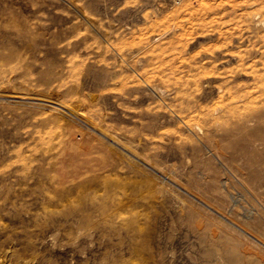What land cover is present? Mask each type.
I'll return each mask as SVG.
<instances>
[{"label":"rangeland","instance_id":"1","mask_svg":"<svg viewBox=\"0 0 264 264\" xmlns=\"http://www.w3.org/2000/svg\"><path fill=\"white\" fill-rule=\"evenodd\" d=\"M252 235L264 0H0V264H264Z\"/></svg>","mask_w":264,"mask_h":264},{"label":"bare ground","instance_id":"2","mask_svg":"<svg viewBox=\"0 0 264 264\" xmlns=\"http://www.w3.org/2000/svg\"><path fill=\"white\" fill-rule=\"evenodd\" d=\"M263 55V54H262ZM261 55V56H262ZM242 59V58H241ZM256 72H257V70H255ZM254 74V73H253ZM256 74V73H255ZM254 76V79L255 80H259L260 78H258V74H256V75H253ZM249 96L250 95H248V96H244L246 99L244 100V102L249 98ZM188 106V105H187ZM224 106L226 107L227 105L226 104H224ZM189 107V106H188ZM191 107V106H190ZM220 106H218L217 107V109L219 108ZM230 107V106H229ZM183 109V108H182ZM185 109H187V108H185ZM172 110V109H171ZM208 111V110H207ZM206 111V112H207ZM173 112H174V110H173ZM205 112V113H206ZM170 113H171V111H170ZM170 113H169V115H170ZM176 113V112H175ZM186 113V112H185ZM211 113V112H210ZM210 113H206V114H209V117H210ZM172 114V113H171ZM174 114V113H173ZM177 114V113H176ZM184 114V113H183ZM190 114V113H189ZM172 116V115H171ZM180 116V115H179ZM190 116H194V115H190ZM174 117V116H173ZM180 117H184V118H186L187 116L186 115H184V116H180ZM191 117V118H192ZM177 118V117H176ZM190 118V119H191ZM205 118H207V117H205ZM179 119V118H178ZM181 119V118H180ZM182 120V125L184 124V125H186L187 126V128L190 126H192L191 124L193 123V121H190V123H189V119H181ZM251 120V118H244V119H239V122L241 123H243V124H246L247 122H249ZM192 122V123H191ZM181 125V126H182ZM185 126V127H186ZM184 127V128H185ZM189 127V128H190ZM192 128V127H191ZM98 131L102 134V135H104L105 137H107L109 140H110V143H116V144H118L119 146H120V149L123 151V153L124 154H126V155H128L129 157H130V155H133V156H136V157H138L136 154H137V149H136V146H137V144L135 145L134 143H133V141H130V140H124V139H122L117 133H114V132H112V131H110V130H108V129H104V128H102L101 126H98ZM192 130V129H191ZM99 137V139H103V137L102 136H98ZM130 154V155H129ZM127 158V157H126ZM145 158V160H147V161H145L146 162V164H148V159L146 158V157H144ZM128 159V158H127ZM125 161V160H124ZM127 161V160H126ZM131 163H132V161H131ZM151 168H153V167H155L156 169H158V170H161V168L159 167V166H157V165H149ZM168 175V174H167ZM170 176V175H169ZM155 186V185H154ZM161 186V185H160ZM160 188V187H159ZM157 189V188H156ZM183 202V201H182ZM180 205L182 206L183 204H181V202H180ZM189 207V206H188ZM187 207V209H189ZM181 208V207H180ZM183 208H184V205H183ZM184 210V209H183ZM185 210H186V207H185ZM242 230H244L243 232H246V233H249L248 231H246L245 229H243L242 228ZM245 233V234H246ZM249 234H251V233H249ZM256 240H252V242L253 243H255L256 245H258L259 247H263L264 248V241L263 240H261L260 238H258V237H256L255 235H252ZM263 246H262V245Z\"/></svg>","mask_w":264,"mask_h":264}]
</instances>
